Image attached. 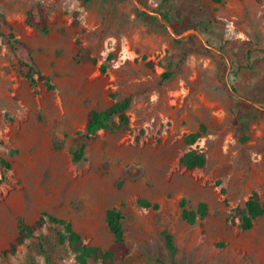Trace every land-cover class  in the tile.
Wrapping results in <instances>:
<instances>
[{
	"label": "rangeland",
	"instance_id": "374dc122",
	"mask_svg": "<svg viewBox=\"0 0 264 264\" xmlns=\"http://www.w3.org/2000/svg\"><path fill=\"white\" fill-rule=\"evenodd\" d=\"M39 4L48 33L28 23ZM0 21V264H78L51 224L7 253L44 212L108 249L111 208L130 251L117 264H264V216L241 226L254 193L264 204V0H0ZM127 97V126L82 137L92 110ZM191 150L205 168L182 165ZM183 200L207 216L188 223Z\"/></svg>",
	"mask_w": 264,
	"mask_h": 264
},
{
	"label": "trees",
	"instance_id": "16d2710c",
	"mask_svg": "<svg viewBox=\"0 0 264 264\" xmlns=\"http://www.w3.org/2000/svg\"><path fill=\"white\" fill-rule=\"evenodd\" d=\"M89 2L91 0H82ZM37 18L31 12L29 14L28 23L31 26L37 27L41 32H49V24L47 19V13L44 7L39 4L36 7ZM5 36L2 31V22L0 21V37ZM13 49L16 50V46L13 44ZM19 71L22 76L30 80L33 86L38 81L44 82L48 89H53L50 78L39 72L32 64L26 61H19ZM38 78V79H36ZM132 104V97L124 98L121 101L114 103L106 110L98 111L92 110L89 113L85 132L83 138L89 140L94 137L100 130H109L116 127H123L129 124V117L127 115L128 110ZM240 104L246 108L253 109V104L247 100L240 101ZM259 116H264V112L260 111ZM116 119H119V125L116 123ZM204 127L200 131L190 134L186 137V142L189 145H194L198 139L203 135ZM86 144L82 142L78 150L74 154V161L80 162L85 155ZM4 162V161H3ZM182 165L189 169H203L207 165V157L204 153L197 150H191L183 155L181 159ZM6 164V163H5ZM139 205L145 208H158L157 204H152L148 201L141 200ZM182 216L190 224H194L198 219H204L208 213V207L205 203L199 205L197 210H190L187 208V201L181 202ZM241 226L244 230H251L254 227L255 221L264 216V204H262L258 195L254 193L250 199L246 202L245 208L241 212ZM125 214L119 208H111L106 213V222L111 233L114 236V242L108 249H103L99 246L88 245L85 243L82 235L75 229L74 225L64 219L53 216L47 212H44L40 218L33 224H26L23 220L19 221L18 230L19 234L12 245L11 249L7 252H15L17 247L23 245L27 240L31 239L38 231L42 230L45 226L51 224L59 227L58 241L61 244H67L70 251L75 255L76 262L78 264H117L124 262L129 256V248L126 243L125 230H124ZM166 247L168 251L173 255L177 249L174 243L173 237L165 233Z\"/></svg>",
	"mask_w": 264,
	"mask_h": 264
}]
</instances>
